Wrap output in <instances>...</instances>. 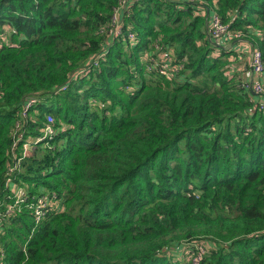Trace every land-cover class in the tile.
Returning <instances> with one entry per match:
<instances>
[{"label": "trees", "instance_id": "obj_1", "mask_svg": "<svg viewBox=\"0 0 264 264\" xmlns=\"http://www.w3.org/2000/svg\"><path fill=\"white\" fill-rule=\"evenodd\" d=\"M118 1L0 0V264H190L196 243V264H264V92L200 2H132L135 37L112 40ZM201 1L260 51L264 86V0ZM143 52L182 67L148 74ZM23 142L28 199L7 212ZM52 194L34 224L26 204Z\"/></svg>", "mask_w": 264, "mask_h": 264}, {"label": "built area", "instance_id": "obj_2", "mask_svg": "<svg viewBox=\"0 0 264 264\" xmlns=\"http://www.w3.org/2000/svg\"><path fill=\"white\" fill-rule=\"evenodd\" d=\"M141 0H119L116 8L114 9L112 16H111V23H110V34L112 40L115 38H129L133 39L135 37L134 32L129 28L123 26L122 23V15H124L131 7L132 2H139ZM178 2L180 4H198L200 2L203 6H205L204 2L202 3L201 0H171ZM211 9L206 8V15L209 21L208 24V35L209 38L213 42H219L221 39L224 40H230L231 38H236L239 34L232 31L229 28V25L222 22L218 14L215 10L210 11ZM239 40V39H237ZM242 40V39H240ZM108 45L105 46V48L96 56V58L93 60L92 65L96 66L98 64V59L105 56V54L108 51ZM141 61L145 64V67L148 71H152L153 74H156L158 76H164L168 75L171 72H178L179 68L182 67V63L180 60H176L174 57H172L171 54H162L160 57L154 56L150 52H143L141 56ZM250 69L253 76V79H251V87L253 86V91L255 93H263L264 92V86L262 85L260 81V77L263 70V63L260 51L258 49H252L250 50ZM33 102V101H30ZM28 104H26L25 109L27 110ZM46 130L45 133H52V127L51 124L53 122V117L49 114L46 115ZM37 140H40L38 138ZM24 145V148H27L28 145L26 142H23L22 147ZM24 158V154L20 155L19 160L16 162V164L10 169L9 175L6 178L5 185L10 188V190L13 193V202L14 204H11L7 206L6 211L9 212L14 208L15 206L20 207L22 203H25V201L28 199V194L26 193V190L24 186L16 185L13 182L12 178H15L14 170L18 169L17 165H19L20 161H22ZM59 205L58 201L54 194L48 196L43 195L37 199H31L27 204L26 208L28 209L32 222L34 224L39 223L43 217L48 213V211L52 210L55 206ZM60 206V205H59ZM193 250L190 253L188 257V262L190 264H196L201 258L205 251V247L201 243H196L194 247H192Z\"/></svg>", "mask_w": 264, "mask_h": 264}, {"label": "rangeland", "instance_id": "obj_3", "mask_svg": "<svg viewBox=\"0 0 264 264\" xmlns=\"http://www.w3.org/2000/svg\"><path fill=\"white\" fill-rule=\"evenodd\" d=\"M180 4V3H179ZM183 5V4H182ZM201 7H203V10L200 12V14L199 15H202L203 17H204V19H205V32H206V34H207V36L209 37V35H208V24H209V21H208V18H207V15H206V8L208 7L206 4H205V6H201ZM121 17H123V15L121 16ZM230 28V27H229ZM237 39H242V38H240V36L238 35L236 38H231L230 40H226V41H224V39L223 40H221L222 42L224 41V43L223 44H221L224 48H226V49H228L229 47H228V44H230V43H232V42H237V41H239V40H237ZM211 40V39H210ZM212 41V40H211ZM213 42V41H212ZM213 44H216V42H213ZM233 44V43H232ZM226 46V47H225ZM246 46L247 47H245L246 48V50H242V52H241V54L243 55V58L245 59V61H242V60H240V59H236V60H234V62H233V64L234 65H236V66H239L240 68H245L246 67V69H248L247 68V64L245 63L247 60H248V49H250L251 50V47L252 46H250V44L249 43H247L246 44ZM250 46V47H249ZM229 49H232V50H234V48L232 47V48H229ZM139 59H140V61H139V64H142V66H143V68H144V70H145V72L146 73H148V74H151L152 73V71H148L147 69H146V67H145V64L141 61V55L139 56ZM251 83H252V81H246V83L244 84V86H246V89L247 90H249L250 92L251 91H253V86L251 87ZM47 142H49V141H47ZM32 150H39V149H34V148H31L28 152H27V155H26V151H27V148H24V145H23V147H22V149H21V154H24V157H25V155H26V158L25 159H23L24 161H25V163H26V161H27V159L29 158V157H31L33 154H35V151H32ZM30 151H31V153H30ZM34 156V155H33ZM21 186L23 187L24 185L23 184H21ZM203 243V242H202ZM188 247V245H184V246H182V248H180L179 250H182L181 252H182V254H180V256H182V258H184V253H183V251H185L186 250V248ZM191 247V246H190ZM190 247H188V248H190ZM178 250V251H179ZM188 260V259H187ZM186 260V261H187Z\"/></svg>", "mask_w": 264, "mask_h": 264}, {"label": "crops", "instance_id": "obj_4", "mask_svg": "<svg viewBox=\"0 0 264 264\" xmlns=\"http://www.w3.org/2000/svg\"><path fill=\"white\" fill-rule=\"evenodd\" d=\"M221 40H223V39H221ZM219 41V43H221V44H223L224 43V41H226V40H224L223 42L222 41ZM233 43V44H232ZM232 43H230V44H228V47L229 48H234V50H236V51H238L239 53H241L242 52V48L243 47H247L246 46V44L248 43L247 41H245V40H239V41H237V42H232ZM226 47V46H225ZM250 47V46H249ZM228 48V49H229ZM249 54H248V60L245 62L246 64H247V68L248 69H246V72H244V74H242L243 76L245 75L246 76V81H250L251 79H253V76H252V73H251V69H250V65H249V63H250V52H248ZM240 60H242V61H245V59L244 58H239Z\"/></svg>", "mask_w": 264, "mask_h": 264}, {"label": "water", "instance_id": "obj_5", "mask_svg": "<svg viewBox=\"0 0 264 264\" xmlns=\"http://www.w3.org/2000/svg\"><path fill=\"white\" fill-rule=\"evenodd\" d=\"M250 81H251V80H250ZM251 93H253V94H254L255 92H254V91H251Z\"/></svg>", "mask_w": 264, "mask_h": 264}]
</instances>
